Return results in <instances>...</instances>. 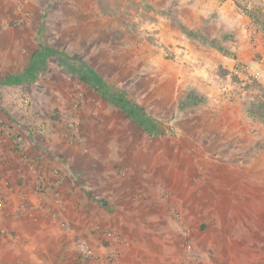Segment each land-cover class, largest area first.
Segmentation results:
<instances>
[{"label":"rangeland","instance_id":"374dc122","mask_svg":"<svg viewBox=\"0 0 264 264\" xmlns=\"http://www.w3.org/2000/svg\"><path fill=\"white\" fill-rule=\"evenodd\" d=\"M226 2L0 0V264H264V80Z\"/></svg>","mask_w":264,"mask_h":264},{"label":"crops","instance_id":"0c3cea01","mask_svg":"<svg viewBox=\"0 0 264 264\" xmlns=\"http://www.w3.org/2000/svg\"><path fill=\"white\" fill-rule=\"evenodd\" d=\"M212 2L215 4V0H212ZM231 2V0H227L219 7L222 12L219 19L222 24L220 34L228 42L233 38L232 35L236 36L235 45L231 43L236 57L238 60L244 59L249 64L252 72L259 79L264 80V33L262 35L258 28V26H261L264 32V0H244L246 6L252 10L254 18L257 16V19H260V25L255 21L256 19H248V17H243V13L241 15L234 12ZM214 20L211 19L210 23ZM253 37H260L259 42L252 43ZM247 48L252 51L251 54L245 53Z\"/></svg>","mask_w":264,"mask_h":264},{"label":"trees","instance_id":"16d2710c","mask_svg":"<svg viewBox=\"0 0 264 264\" xmlns=\"http://www.w3.org/2000/svg\"><path fill=\"white\" fill-rule=\"evenodd\" d=\"M47 53L48 51L45 50ZM45 52L41 53L44 54ZM37 58L41 55L36 53ZM73 74H77L78 79L91 86L102 98L108 103H111L122 110L127 118H131L140 127L148 130L149 135L155 136L161 133L160 129L151 124L143 112V109L135 103L125 99L124 92L116 90L109 85H106L100 77H98L93 71L76 70Z\"/></svg>","mask_w":264,"mask_h":264},{"label":"built area","instance_id":"2783aa9c","mask_svg":"<svg viewBox=\"0 0 264 264\" xmlns=\"http://www.w3.org/2000/svg\"><path fill=\"white\" fill-rule=\"evenodd\" d=\"M260 37H253L252 38V41H253V43H257V42H259V39Z\"/></svg>","mask_w":264,"mask_h":264}]
</instances>
